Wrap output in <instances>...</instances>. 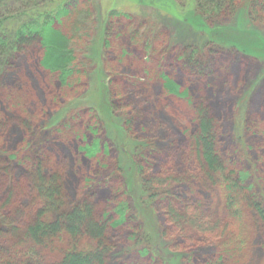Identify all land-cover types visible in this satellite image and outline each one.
<instances>
[{
	"label": "rangeland",
	"instance_id": "1",
	"mask_svg": "<svg viewBox=\"0 0 264 264\" xmlns=\"http://www.w3.org/2000/svg\"><path fill=\"white\" fill-rule=\"evenodd\" d=\"M52 1L2 7L17 17ZM165 2L81 0L57 27L76 57L66 85L41 67V48L0 67V207L22 234L42 209L30 182L42 166L59 177L65 204L89 199L94 217L112 224L124 205L125 220L106 232V264H264L263 224L248 208L264 209V23L251 0L208 14L173 0L176 15ZM113 9L124 17L108 26ZM203 116L228 172L242 179L236 208L194 146ZM188 207L215 232L178 225L174 213L186 223ZM57 241L40 251L43 264L63 254ZM0 243V264H31L18 240Z\"/></svg>",
	"mask_w": 264,
	"mask_h": 264
},
{
	"label": "trees",
	"instance_id": "2",
	"mask_svg": "<svg viewBox=\"0 0 264 264\" xmlns=\"http://www.w3.org/2000/svg\"><path fill=\"white\" fill-rule=\"evenodd\" d=\"M80 1L53 0L49 5L53 6L50 9L28 11L26 7L17 17H14L10 12L6 13L2 7L3 0H0V67L10 63L15 55L26 53L31 47L41 48L42 51L47 50L46 57L44 56L45 59L43 57L41 60V67L57 74V78L66 85L67 80L75 73L76 57L70 47V38L57 27L59 23H63L73 16ZM165 1L157 0V4L160 7H164L163 5L168 6ZM167 1L171 2L169 3L171 11L176 15V3L174 4L173 0ZM239 1L241 0H191L196 10L202 14L211 13V9L208 10V8H213V13L234 12L231 9H234ZM250 14L257 21L264 23V0H251ZM122 17H124L122 12L115 9L111 10L108 26L112 23V20ZM110 28H106L107 36L110 33ZM167 88L171 89L173 93H178V86L170 80H167ZM193 142L209 178L213 180L212 177L215 175L217 179L218 176H221L219 179L223 180L221 183L223 182L227 199H229L228 206L231 209L236 208L232 195L240 194L243 190L242 179L236 181L232 176L233 173L228 172L227 166L218 151L217 133L214 131L212 121L207 116L200 119L199 130ZM84 151L89 152L90 155L93 153V150L89 148H85ZM42 169V166L32 168L30 175L31 185L34 191L37 192L38 197L42 199L41 212L35 221L28 223L21 234L16 228L15 222L6 217L4 210L0 207V228L6 229L5 231L0 230V240L6 237L9 238V241L18 240L19 244L17 245H24L26 251L24 255L31 264H43L40 251L47 247L52 248L54 244L58 243L57 240L61 239H64L66 248H64L61 257L59 255L58 259L54 260L52 264H106L108 252L104 241L106 232L110 226H117L119 222L125 220L126 210L124 205L119 206L116 211L120 214L119 222L112 224L107 216V219L95 218L94 206L87 198V200H80L75 203H63L59 177L56 175L48 176ZM145 185L149 187L151 184L145 183ZM248 208L255 218L263 224L264 230V209L257 202H250ZM186 214H189V216L183 218L190 220L183 223L181 218L174 213V220L178 225L187 226L192 222H198L197 226L208 235L215 232L211 224L199 220L198 210L188 207ZM170 217H173L171 212ZM82 241L89 243L81 248L82 244L80 243ZM9 249L11 250V248ZM206 264L217 263L208 262Z\"/></svg>",
	"mask_w": 264,
	"mask_h": 264
}]
</instances>
